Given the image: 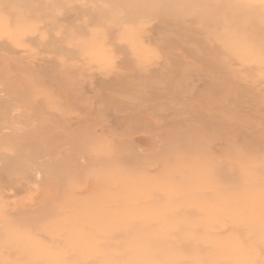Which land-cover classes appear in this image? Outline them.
<instances>
[{
  "label": "rangeland",
  "instance_id": "1",
  "mask_svg": "<svg viewBox=\"0 0 264 264\" xmlns=\"http://www.w3.org/2000/svg\"><path fill=\"white\" fill-rule=\"evenodd\" d=\"M0 264H264V0H0Z\"/></svg>",
  "mask_w": 264,
  "mask_h": 264
},
{
  "label": "bare ground",
  "instance_id": "2",
  "mask_svg": "<svg viewBox=\"0 0 264 264\" xmlns=\"http://www.w3.org/2000/svg\"><path fill=\"white\" fill-rule=\"evenodd\" d=\"M210 10V9H209ZM207 14H209V13H207ZM18 208V207H17ZM11 239V245H12V247H17V248H22L23 246H22V244H24L25 245V243H24V241L23 240H19V239H17V240H14V239H16L15 238V236H13V237H11V238H9V240ZM27 251V250H26ZM27 254V253H26Z\"/></svg>",
  "mask_w": 264,
  "mask_h": 264
}]
</instances>
